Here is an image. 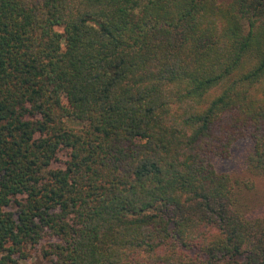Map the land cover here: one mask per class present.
Returning a JSON list of instances; mask_svg holds the SVG:
<instances>
[{"label":"trees","instance_id":"1","mask_svg":"<svg viewBox=\"0 0 264 264\" xmlns=\"http://www.w3.org/2000/svg\"><path fill=\"white\" fill-rule=\"evenodd\" d=\"M258 179L264 0H0V264H264Z\"/></svg>","mask_w":264,"mask_h":264},{"label":"rangeland","instance_id":"2","mask_svg":"<svg viewBox=\"0 0 264 264\" xmlns=\"http://www.w3.org/2000/svg\"><path fill=\"white\" fill-rule=\"evenodd\" d=\"M74 125L76 126H80L79 123H75ZM239 148H237L238 150ZM239 151H237L236 153H238ZM63 158H66V156L64 155ZM231 164V166L229 165ZM55 165H57V163H55ZM232 163L229 161L228 163L226 162L224 164V167L226 168H231V169H237L236 167H232ZM238 174V173H236ZM257 192H255V196H256V203H264V181L263 180H260L258 179L257 180V187L256 189ZM262 194V195H260ZM29 257L27 258V260H25L24 264H52L51 261H49V259L45 258L42 253H41V246L40 245H37V246H34V247H31L29 249Z\"/></svg>","mask_w":264,"mask_h":264}]
</instances>
